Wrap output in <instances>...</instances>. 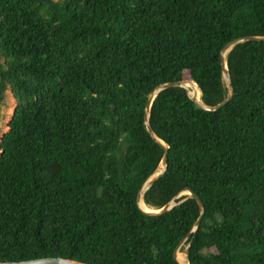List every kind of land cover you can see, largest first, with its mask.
I'll list each match as a JSON object with an SVG mask.
<instances>
[{
	"label": "trees",
	"instance_id": "1",
	"mask_svg": "<svg viewBox=\"0 0 264 264\" xmlns=\"http://www.w3.org/2000/svg\"><path fill=\"white\" fill-rule=\"evenodd\" d=\"M243 36H264V0H0V99L15 102L0 139V262L178 264L199 210L188 195L160 215L138 207L163 156L144 109L169 82L222 102L220 50ZM226 66L232 97L215 112L181 87L153 98L167 168L142 202L201 200L189 264H264V41L235 45Z\"/></svg>",
	"mask_w": 264,
	"mask_h": 264
},
{
	"label": "water",
	"instance_id": "2",
	"mask_svg": "<svg viewBox=\"0 0 264 264\" xmlns=\"http://www.w3.org/2000/svg\"><path fill=\"white\" fill-rule=\"evenodd\" d=\"M250 41H253V42L264 41V36L238 37V38H235V39L229 41L228 43H226L222 47V49L220 50V66H221V72H222L223 79L226 83L227 93H226L225 99L222 102L218 103L217 105H214L211 107L204 106L200 101L201 92H200L199 88L197 87V85L192 81L164 83V84L159 85L157 88H155V90L149 95L147 104H146L145 109H144V124H145V128H146L148 135L157 144H159L162 147L163 156H162V159H161L157 169L155 170V172L144 182V184L142 185V187L138 191L137 203H138V207L140 208V210H142V208L140 207V202L143 203L142 202V196H143L144 191L147 190L150 186H152L160 177H162L164 172L166 171V168H167L168 147L159 138L156 137V135L153 133V131L150 127V124H149V119H148L149 108H150V105H151L153 98L156 96L157 93H159L160 91H162L164 89H168V88H172V87H181V88L186 90V87L184 86V84L185 83H193L199 90V93H200L199 99L196 98L195 95L189 94V92L187 90L186 91H187L188 96L191 98L192 102L194 103V105L197 108H199L205 112H215V111L221 109L230 101V99L232 97V86H231L230 77H229V73H228L227 66H226L227 55L235 45L243 43V42H250ZM14 113H15V108L13 110L12 116ZM185 192L188 193V198H192L195 200V202L198 206L199 216H198L197 220L195 221L192 230L189 233H187V235L179 242V244L173 250V258L178 264H181L177 258L180 247L185 243V241L190 236V234L198 227V225H199V223L203 217L204 208H203V204H202L201 200L193 192H191L189 190H185L184 192L180 193L178 196L173 198L170 202L165 204L159 210H149V211L142 210L147 215L163 214V213L169 211L170 209H172L174 206H176L178 204L177 199L179 197H181L182 194ZM186 261H187V264H189V261L187 258H186ZM0 264H83V263L75 262L73 260L65 259L62 257H45V258H39V259H33V260L21 261V262H0Z\"/></svg>",
	"mask_w": 264,
	"mask_h": 264
},
{
	"label": "rangeland",
	"instance_id": "3",
	"mask_svg": "<svg viewBox=\"0 0 264 264\" xmlns=\"http://www.w3.org/2000/svg\"><path fill=\"white\" fill-rule=\"evenodd\" d=\"M14 108H15V102L11 97L9 91L7 90L4 91L1 94V99H0V139L8 130V123L11 119ZM182 195H188V193L185 192ZM179 253L185 255V258H187L186 246L182 245L180 247Z\"/></svg>",
	"mask_w": 264,
	"mask_h": 264
},
{
	"label": "bare ground",
	"instance_id": "4",
	"mask_svg": "<svg viewBox=\"0 0 264 264\" xmlns=\"http://www.w3.org/2000/svg\"><path fill=\"white\" fill-rule=\"evenodd\" d=\"M185 82H188V81H185ZM184 86L186 87V89L188 90V92L191 93V95H195L196 98L199 99V97H200L199 90H198V88H197L193 83H185ZM140 207H141L142 210H144V211H149V209L146 208V207L144 206V204L141 203V202H140ZM177 258H178V261H179L181 264H187V261H186L185 255L178 253Z\"/></svg>",
	"mask_w": 264,
	"mask_h": 264
}]
</instances>
